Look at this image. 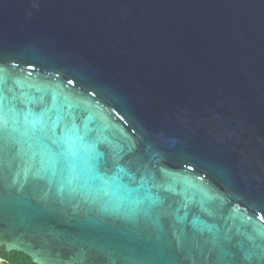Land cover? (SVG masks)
I'll return each mask as SVG.
<instances>
[{
	"label": "water",
	"instance_id": "water-1",
	"mask_svg": "<svg viewBox=\"0 0 264 264\" xmlns=\"http://www.w3.org/2000/svg\"><path fill=\"white\" fill-rule=\"evenodd\" d=\"M0 45L21 79L90 105L125 160L161 153L162 167L224 198L225 219L194 204L189 229L198 218L248 243L236 227L254 237L264 228V0H0ZM12 179L0 248L36 264L81 249L86 264H119L78 220L34 218L44 193L31 175L22 190ZM232 211L236 227L225 222Z\"/></svg>",
	"mask_w": 264,
	"mask_h": 264
},
{
	"label": "snow or ice",
	"instance_id": "snow-or-ice-1",
	"mask_svg": "<svg viewBox=\"0 0 264 264\" xmlns=\"http://www.w3.org/2000/svg\"><path fill=\"white\" fill-rule=\"evenodd\" d=\"M17 67L0 45V219L8 210V178L22 190L31 175L37 182L33 192L44 194L39 197L43 207H30V214L78 220L82 231L92 229L97 242L120 254L119 264L189 259L192 264H264V228H254L255 237L241 232L236 227L240 217L232 211L225 222L231 220L248 243L235 239L231 228L222 231L198 218L189 229L194 204L210 217L225 219L224 198L169 172L161 166V153L125 160V145L109 138L108 123L98 120L90 105L65 95L59 85L21 79ZM19 246L8 242L9 248ZM52 255L47 253L44 264H86L88 259L83 249L67 261L59 259V252L55 260Z\"/></svg>",
	"mask_w": 264,
	"mask_h": 264
},
{
	"label": "trees",
	"instance_id": "trees-1",
	"mask_svg": "<svg viewBox=\"0 0 264 264\" xmlns=\"http://www.w3.org/2000/svg\"><path fill=\"white\" fill-rule=\"evenodd\" d=\"M0 258L12 264H36L32 259L20 252H7L4 248H0Z\"/></svg>",
	"mask_w": 264,
	"mask_h": 264
},
{
	"label": "built area",
	"instance_id": "built-area-1",
	"mask_svg": "<svg viewBox=\"0 0 264 264\" xmlns=\"http://www.w3.org/2000/svg\"><path fill=\"white\" fill-rule=\"evenodd\" d=\"M0 264H12V263L5 261L3 258H0Z\"/></svg>",
	"mask_w": 264,
	"mask_h": 264
}]
</instances>
